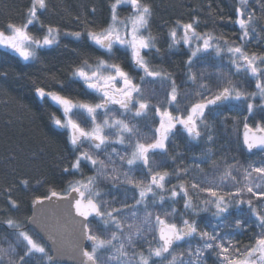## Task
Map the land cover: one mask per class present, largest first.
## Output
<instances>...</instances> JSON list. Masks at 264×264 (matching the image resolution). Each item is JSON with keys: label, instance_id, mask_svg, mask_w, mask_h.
<instances>
[{"label": "snow or ice", "instance_id": "obj_1", "mask_svg": "<svg viewBox=\"0 0 264 264\" xmlns=\"http://www.w3.org/2000/svg\"><path fill=\"white\" fill-rule=\"evenodd\" d=\"M249 2L238 0L235 9L239 43L222 34L197 31L199 21L195 17L187 23L177 21L169 31V49L183 44L189 50L185 64L187 82L195 88L191 93L182 94L173 75L153 66L148 58L153 50L159 53L160 48L157 37L150 31L153 10L144 0H115L110 5L106 27L97 30L86 25L88 40L109 59L97 57L94 63L82 59L71 69V80L82 83L86 96L96 99H77L65 94V83L54 76L52 79L56 80L59 91L44 86L35 88L41 101L50 100L60 112V115L53 113L51 119L56 128L68 133V143L75 155L72 174L80 172L84 163L95 173L70 181L65 194L50 190V196L43 198L68 201L75 210V217L80 219L73 218L72 242L66 246L49 234V249L43 238H37L38 232L33 235L18 220L8 217L2 223L14 230L16 240L7 248L0 247V264H31L33 259L42 264H57V258L63 255H70L77 264H207L209 253L215 256V264H264V207H257L256 203L264 204V123L258 122L252 128L247 123L249 117H245L243 146L249 154L258 150L259 160L246 166L238 161L225 164L218 180L207 177L191 183L181 180L169 186L173 175L177 179L187 177L189 169L161 170L165 161L156 159L168 156V144L177 133L184 134L189 144H198L205 136L208 143H213L210 117L220 115L214 109L226 101L246 103L249 116L257 108L264 113V52L249 51L247 47L253 37L264 38L261 35L264 27L259 31L257 28L258 21L264 20V0H258L259 17L249 8ZM124 5H130L131 14L121 18L118 8ZM47 8V0H31L24 20L8 22L0 29V47L22 61L32 62L39 59L41 51L58 45L59 25L45 24L38 15L39 10ZM90 11L94 14L96 9L93 7ZM75 19L79 21L80 17ZM37 23L41 35L30 30ZM64 35L79 40L82 33L66 31ZM117 47L130 56L132 68L142 73L139 82L121 63L111 59ZM225 57L229 62L227 69L217 64L212 74L194 71L199 60ZM213 76L215 85L210 83ZM251 81L255 82V90L248 91L245 85ZM157 85L165 92L163 102L157 99ZM257 98L259 105L255 103ZM153 99L157 102L153 103ZM153 111L159 122L152 129V135L147 136L138 122L149 118ZM100 153L106 158L102 159ZM211 155L209 148L195 163V168L200 169V164ZM213 166L219 168L216 162ZM64 171L70 170L65 167ZM137 171L141 172L139 178ZM101 180L110 182L114 189L125 186V192L132 190V203L127 198L117 201L115 196L105 199L108 193L100 187ZM22 183L27 185L26 180ZM192 193L196 194L195 201ZM178 197H182L184 207L179 220L175 207ZM43 199L35 198L33 205L43 204ZM168 201H171L170 210L154 211ZM8 203L13 209L18 207L10 196ZM245 206L250 215L244 213ZM233 208L239 209L243 218L227 223ZM209 212L216 221L210 225L211 231L201 228L198 220L192 218ZM89 217L96 220V228ZM29 220L39 224L36 215ZM253 225L257 229L254 242L250 240L241 246L239 241H234V235H243ZM226 228L233 232H224ZM192 240L199 241L195 248ZM181 243H187L188 247L177 252ZM139 244H145L146 248L138 247Z\"/></svg>", "mask_w": 264, "mask_h": 264}, {"label": "trees", "instance_id": "obj_2", "mask_svg": "<svg viewBox=\"0 0 264 264\" xmlns=\"http://www.w3.org/2000/svg\"><path fill=\"white\" fill-rule=\"evenodd\" d=\"M114 2L115 0H47V10H39L38 15L45 24L59 25L61 35L58 45L41 51L39 59L32 62L22 61L11 51L0 48V73H7L6 76L0 75V247L7 248L9 244H15L16 240L14 230L7 228L2 223L3 220L13 217L21 223L24 230L33 234L26 227V221L35 198L47 197L50 190L65 194L70 181L95 174L91 166L86 163L82 164L80 172L72 174L71 163L75 155L68 143V134L56 128L51 119L53 113L59 115V110L49 100L41 101L35 94V88L44 86L59 91L56 80L52 79L54 76L65 83L63 89L65 94L77 99H96L86 96L82 83L71 80V69L84 58L90 63H94L97 57L109 59L102 50L88 40L86 25L93 26L97 30L106 27L111 15L110 5ZM144 2L152 7L150 31L157 37V47L160 48L159 53L153 50L148 54V58L153 66L163 68L173 75L182 94L194 92L195 88L187 82L186 77L185 61L190 54L189 50L183 44L171 49L168 47L170 42L168 33L176 26L177 21L187 23L195 17L199 21L197 31H211L237 43L240 42V30L234 23L238 0H144ZM30 4L31 0H0V29H3L8 22L19 23L24 20V14ZM93 7L96 9L94 14L90 11ZM249 8L254 9L258 17L261 15V4L258 0H250ZM118 14L121 18L127 17L131 14V7L120 6ZM77 16L80 17L79 21L75 19ZM262 27L264 20L257 23L258 31ZM30 30L34 34H42L39 23L30 26ZM66 31H80L82 36L76 40L64 35ZM261 35L264 36V32ZM247 47L249 51L264 52V38L256 40L253 37V41H250ZM111 59L121 63L124 69L139 82L140 73L131 68L126 53L116 48ZM217 64L225 69L229 67L227 57L223 60L207 58L197 61L194 71L203 70L212 74L215 73ZM210 83L213 85L217 83L214 76ZM245 86L248 91L255 90L254 81L246 83ZM157 89V99L163 102L166 98L165 92L159 89V85ZM157 99H153L152 102L156 103ZM255 103L259 105V99H256ZM214 112H219L220 115L210 117L213 125V143H208L205 136L198 144H189L184 134L177 133L168 144V156L156 157L157 160L165 161L161 170L174 172L177 167L189 169L187 177L181 176L177 179L173 175L169 186L178 184L181 180H187L189 183L199 182L206 177L209 180H218L219 172L223 170L225 164L238 161L246 166L251 161L259 160L260 154L249 156L243 152L240 132L246 116L249 117L247 120L249 126L255 128L258 122L264 123V113L257 108L249 116L247 104L239 101H226L219 108H215ZM224 117L226 119H222ZM139 124L145 135L151 136L152 129L158 124V118L154 117L153 111L149 113V118L140 120ZM209 148L212 155L200 164V169H196L195 163L200 161ZM100 156L102 159L106 158L104 153H100ZM172 157H175L174 161ZM213 162H216L219 168L214 167ZM117 164H120L119 160ZM65 167L70 171L66 173ZM124 168L126 169L127 166L124 165ZM136 175L139 178L141 172L137 171ZM24 180L27 181V185L22 183ZM99 183L108 193L105 199L111 200L115 196L117 201L127 198L128 202L132 203L131 197L134 194L132 190L125 192V186L114 189L110 182L104 180ZM5 189H10V192H6ZM192 195L195 201L196 194L192 193ZM9 196L17 202L16 209L11 208L8 203ZM256 203L257 207H264V204ZM175 207L178 210L177 220H179V214L184 211L182 197L177 198ZM164 210L170 209L169 207L162 210L160 207L154 209L161 213ZM231 211L233 215L228 217L227 223H234L235 219L243 218L239 209L233 208ZM243 211L248 213L246 206ZM192 218L198 220L201 228L208 229L211 224L216 223L210 212ZM92 225L94 228L97 227L96 220L92 221ZM256 231L253 225L243 235H234V241H239L241 246L248 244L250 240L254 242ZM226 232H233V229H228ZM138 247L146 248V245L139 244ZM18 251L22 254V250L18 248ZM31 264H42V262L33 259ZM207 264H215V256L211 253L207 256Z\"/></svg>", "mask_w": 264, "mask_h": 264}, {"label": "water", "instance_id": "obj_3", "mask_svg": "<svg viewBox=\"0 0 264 264\" xmlns=\"http://www.w3.org/2000/svg\"><path fill=\"white\" fill-rule=\"evenodd\" d=\"M244 127L241 130V148L247 155L252 156L259 153L258 150H253L255 154H249L243 146ZM50 196V194L48 195ZM43 199V198H41ZM37 216L39 224H33L29 218ZM73 218L75 217V210L70 207L68 201L60 200L57 197H52L50 200L43 199V204L30 206V216L26 221V227L36 235L39 239L43 238L45 246L51 249V242L47 237L49 234L55 236L58 240H62L66 246H70L73 238ZM90 220H95L89 217ZM87 243V242H85ZM90 247V245H88ZM57 264H77L76 260L71 258L70 255H63L57 258Z\"/></svg>", "mask_w": 264, "mask_h": 264}, {"label": "rangeland", "instance_id": "obj_4", "mask_svg": "<svg viewBox=\"0 0 264 264\" xmlns=\"http://www.w3.org/2000/svg\"><path fill=\"white\" fill-rule=\"evenodd\" d=\"M130 6V5H129ZM1 49H4V48H2V47H0ZM117 48H119V47H117ZM120 49V48H119ZM123 53H126L123 49H120ZM126 55H128V54H126ZM128 57H129V59H130V56L128 55ZM131 62V61H130ZM142 74V73H141ZM257 99H259V98H257ZM50 101V100H49ZM234 101V100H233ZM51 102V101H50ZM52 103V102H51ZM65 131V130H64ZM66 133H67V131H65ZM68 134V133H67ZM240 134H241V132H240ZM129 151H130V149H129ZM208 230L209 231H211L212 229H211V227L210 228H208ZM149 239H151V237H149ZM191 245H192V247L193 248H195L197 245L196 244H192L191 243ZM187 247H188V244L187 243H181L178 247H177V249H176V251L177 252H179V251H183V250H186L187 249Z\"/></svg>", "mask_w": 264, "mask_h": 264}, {"label": "flooded vegetation", "instance_id": "obj_5", "mask_svg": "<svg viewBox=\"0 0 264 264\" xmlns=\"http://www.w3.org/2000/svg\"><path fill=\"white\" fill-rule=\"evenodd\" d=\"M132 68V67H131ZM134 70V69H133ZM135 71V70H134ZM137 73H140V72H138V71H136ZM140 75H141V73H140ZM59 115H60V112H59ZM100 119H103V118H100ZM159 122V121H158ZM138 123H140V121L138 122ZM84 146H86V147H88L87 145H84ZM118 148H120V146H117ZM121 151L123 152V149H121ZM165 207H169V209H170V207H171V201H168L167 203H165V205L163 206V208H160L161 210L162 209H164ZM226 230H228L227 228L226 229H224L223 231L224 232H226ZM233 239H234V236H233ZM191 243L192 244H196V243H198V240H192L191 241Z\"/></svg>", "mask_w": 264, "mask_h": 264}, {"label": "bare ground", "instance_id": "obj_6", "mask_svg": "<svg viewBox=\"0 0 264 264\" xmlns=\"http://www.w3.org/2000/svg\"><path fill=\"white\" fill-rule=\"evenodd\" d=\"M198 243H196V245H197Z\"/></svg>", "mask_w": 264, "mask_h": 264}]
</instances>
